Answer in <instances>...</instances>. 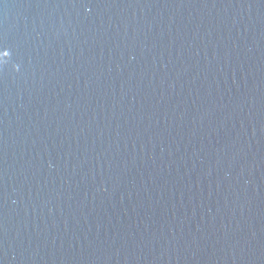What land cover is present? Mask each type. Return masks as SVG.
<instances>
[{
	"label": "water",
	"instance_id": "1",
	"mask_svg": "<svg viewBox=\"0 0 264 264\" xmlns=\"http://www.w3.org/2000/svg\"><path fill=\"white\" fill-rule=\"evenodd\" d=\"M0 264H264V0H0Z\"/></svg>",
	"mask_w": 264,
	"mask_h": 264
},
{
	"label": "snow or ice",
	"instance_id": "2",
	"mask_svg": "<svg viewBox=\"0 0 264 264\" xmlns=\"http://www.w3.org/2000/svg\"><path fill=\"white\" fill-rule=\"evenodd\" d=\"M10 56V51L9 50H5L4 46H0V61H4L5 58Z\"/></svg>",
	"mask_w": 264,
	"mask_h": 264
}]
</instances>
